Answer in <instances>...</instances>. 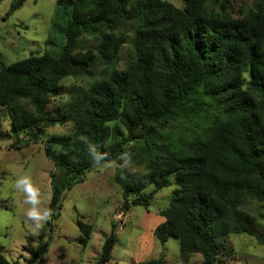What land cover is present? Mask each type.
Returning a JSON list of instances; mask_svg holds the SVG:
<instances>
[{
	"label": "trees",
	"instance_id": "1",
	"mask_svg": "<svg viewBox=\"0 0 264 264\" xmlns=\"http://www.w3.org/2000/svg\"><path fill=\"white\" fill-rule=\"evenodd\" d=\"M27 1L12 0L10 12ZM184 1L181 8L166 0H58V12L67 20L60 53L2 64L0 107L8 109L12 136L38 137L45 127L75 121L72 135L46 141V154L56 167L52 197L37 248L23 264L42 263L49 248L45 237L60 216L64 193L83 182L85 172L122 155L149 163L162 159L140 178L116 169L124 211L147 206L175 177L177 187L154 235L162 245L176 237L182 258L199 253L202 264H226L232 251L228 237L256 234L253 217L239 206L246 196L264 200V21L217 13L206 0ZM125 25L132 32L126 67L73 97L63 116H51L48 101L60 94L62 79L83 73L84 66L118 59L127 41L121 32ZM85 34L97 36L98 46L76 50ZM210 111L224 119L217 123L213 115L216 127L204 139L160 144L149 131H139L152 123L164 127L172 121L209 119ZM132 141L137 146L127 148ZM78 224L80 242L86 245L92 226ZM116 230L114 223L96 264L110 262ZM3 249L0 244V264H20L7 260ZM135 264L167 262L162 253Z\"/></svg>",
	"mask_w": 264,
	"mask_h": 264
},
{
	"label": "rangeland",
	"instance_id": "2",
	"mask_svg": "<svg viewBox=\"0 0 264 264\" xmlns=\"http://www.w3.org/2000/svg\"><path fill=\"white\" fill-rule=\"evenodd\" d=\"M177 7H184V0H166ZM210 10L224 13L232 18L257 16L264 21V0H206ZM12 0H0V70L34 55L49 53L57 56L65 43L62 30L67 20L58 12V0H28L21 8L10 12ZM126 37L118 59L113 64L98 62L93 66H84L83 73L69 75L61 80L60 94L49 98L47 110L51 116H63L67 103L77 95H83L97 82L109 78L113 71L123 70L129 59L131 27L122 26ZM99 38L92 34L80 37L76 50L88 47L96 48ZM89 70H93L89 72ZM28 109V101L23 102ZM217 123L224 115L210 111L209 119L178 120L164 127L149 124L140 132L149 131L157 142L177 144L189 142L193 137L204 139L213 134ZM211 119V120H210ZM127 131L117 122L110 123ZM75 129L74 119L45 127L38 137L30 133L19 136L11 134V120L8 109L0 107V244L3 255L10 262L23 264L32 258L39 241L40 230L46 219L36 220L28 215L35 209L43 216L48 214L51 202V180L56 171L55 164L46 154V141L56 136L72 135ZM137 141L127 143L134 148ZM57 151L60 145H54ZM162 159L154 162L131 161L122 155L114 161L104 162L85 172L84 181L76 184L64 193L60 216L54 220L49 240V248L41 264H96L105 239L117 224V241L108 264H135L165 254L167 264H202L199 253L191 254L187 259L181 257L179 240L170 237L162 245L154 235V229L165 218L161 211L170 204L174 189L172 184L158 190L149 204L133 205L124 211L123 190L115 181V171L121 167L137 178L144 176ZM28 189L34 190L37 203L28 202ZM153 186L144 190L149 193ZM134 196L129 197L133 200ZM239 208L254 219L255 235L232 234L228 243L232 249L226 264H264V200L246 196ZM122 216V217H119ZM121 218V219H120ZM79 220L92 226L91 238L86 245L80 242L82 232Z\"/></svg>",
	"mask_w": 264,
	"mask_h": 264
},
{
	"label": "clouds",
	"instance_id": "3",
	"mask_svg": "<svg viewBox=\"0 0 264 264\" xmlns=\"http://www.w3.org/2000/svg\"><path fill=\"white\" fill-rule=\"evenodd\" d=\"M28 195H29V200H28V202L31 203V204H33V205H35V204L37 203V200H36V195H37V193H35L34 190L28 189ZM28 215H29L30 217H32L33 219H36V220L46 219L47 216H48L47 213H45L43 216L39 215V214L37 213V211H35V209H33L32 211H30V212L28 213Z\"/></svg>",
	"mask_w": 264,
	"mask_h": 264
},
{
	"label": "built area",
	"instance_id": "4",
	"mask_svg": "<svg viewBox=\"0 0 264 264\" xmlns=\"http://www.w3.org/2000/svg\"><path fill=\"white\" fill-rule=\"evenodd\" d=\"M119 217H122V216H119ZM121 219V218H120Z\"/></svg>",
	"mask_w": 264,
	"mask_h": 264
}]
</instances>
